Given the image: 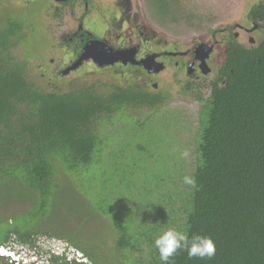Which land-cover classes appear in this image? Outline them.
<instances>
[{
	"label": "trees",
	"instance_id": "obj_1",
	"mask_svg": "<svg viewBox=\"0 0 264 264\" xmlns=\"http://www.w3.org/2000/svg\"><path fill=\"white\" fill-rule=\"evenodd\" d=\"M51 1L35 10L34 1L15 9L0 0V245L32 248L45 235L65 238L66 252L78 249L87 260L37 250L50 264H161L153 241L176 228L210 236L216 255L180 252L174 264H264V0L245 12L260 32L256 42L247 46L228 32L218 71L194 91L183 81L179 91L200 102L195 125L171 107L167 87L118 81L121 70L106 73L112 80L71 84L59 80L61 68L39 83L30 63L46 47L34 37ZM76 1L54 2L72 9ZM82 1L97 8L95 0ZM153 6L163 20L194 18L180 0ZM124 10L106 6L101 24L123 18L130 41L150 47V31L131 25ZM61 11L55 6L52 15ZM83 37L79 44L96 40ZM68 50L74 59L78 51ZM185 175L197 189L183 183ZM56 215L76 223L60 226ZM89 226L104 231L98 245L82 241ZM0 264L8 258L0 256Z\"/></svg>",
	"mask_w": 264,
	"mask_h": 264
},
{
	"label": "rangeland",
	"instance_id": "obj_2",
	"mask_svg": "<svg viewBox=\"0 0 264 264\" xmlns=\"http://www.w3.org/2000/svg\"><path fill=\"white\" fill-rule=\"evenodd\" d=\"M3 1L13 8L16 7L15 9H20L26 0ZM28 1L29 3L34 1V9L37 10L40 4L46 0ZM257 1L259 0H180V5L183 6L184 10L194 15V18L188 19L189 21L163 20L158 18V14L155 13L156 7L153 6L155 0H95L97 5L95 9L91 7V3L88 1L84 3L82 0L76 1L72 9L68 5L63 7L58 2L51 1L48 2L51 9H48L47 13L39 14L40 21L37 24L38 32H36L34 38L38 43L43 44L44 42L46 47L40 49L37 56L33 57L30 63L31 73L39 83L46 82L57 69H63L65 66L71 65L73 58H69L65 50L69 49L68 51H70L74 45L77 46V41H65L66 37L79 29L89 30L90 34L95 33L103 38L96 41H89V45L85 49L87 57H83L76 67L65 75L59 76V80L71 84L83 81L91 82L98 78V76L101 78L104 76L105 78L103 79L112 80L106 73H110L111 71L119 73L121 70L124 72L119 73L118 81L122 80L120 77L122 76L124 82L125 80H136L146 86L155 85L154 87L157 88L167 87L170 91L169 103L171 107L183 115V119L186 121L185 125L188 123L195 125L199 103L195 101L193 95L182 94L179 91L183 81L189 80L187 76L185 77L184 68H176L173 59L170 60L169 58L159 56L156 57V60L163 61V69L157 72H147L143 70L145 68L139 70L131 67V62L126 61L125 63H121L122 60L120 58L115 59L119 56V54H116V51L123 49L132 50L138 47V50H134L133 55L135 59H140L150 53L157 52L158 45L162 49L169 46H177L182 50L187 49L194 42L203 41L209 43L211 41V34H215L216 39H223L222 36H225L226 33H222V30L226 28H232V32L235 31L238 33V40L245 45H249L246 40L247 34L238 25L248 23L245 18V12L250 5ZM113 3L125 8L126 19H129L128 21L131 25L134 22H136L134 23L135 25L138 23V27L142 24L145 25L147 31H150L152 34L150 47L142 48L143 45L136 46L130 41V36L133 31H130V27L122 23L123 18H115L112 15L113 26L106 23V27H104L101 24L103 16L101 12L104 11L106 6ZM55 6L62 7V15L59 17L52 15V8ZM213 30L214 32H212ZM43 34L47 35L49 40H45L46 36ZM259 34L260 32L251 33V36L254 37V43ZM215 48L214 53L216 55L213 58L214 63H216L215 67H217L221 46L216 45ZM108 65H111V67H108ZM131 71L136 72L135 75H131ZM211 76V74L199 73V77L195 78V80L199 84L204 79L211 78ZM185 132H182V134ZM178 144V142H174L173 146H177ZM13 208H19L18 210H20L22 209V205L18 207L15 204ZM59 216L56 215V218H59ZM63 217L59 218V220L57 219L58 222L56 223L60 226L65 227V225H73L76 223L73 217L67 215ZM102 222L98 221V225L102 224ZM90 227L86 228L81 234L82 241L92 246L98 245L104 236V231L100 230L99 233H95L94 229H90ZM33 241L34 247L32 249L35 252L37 250L44 252L49 249H52L54 252H61L59 250V243L67 240L65 238L37 235ZM111 241V238H107L105 245H110ZM83 243L82 246L84 247L85 243ZM24 247L26 246L24 245ZM8 254L14 260L17 259L11 252ZM8 264H11L9 260ZM12 264L15 263L13 262Z\"/></svg>",
	"mask_w": 264,
	"mask_h": 264
},
{
	"label": "clouds",
	"instance_id": "obj_3",
	"mask_svg": "<svg viewBox=\"0 0 264 264\" xmlns=\"http://www.w3.org/2000/svg\"><path fill=\"white\" fill-rule=\"evenodd\" d=\"M183 183L192 189H197V182L194 176L185 175ZM60 244V243H59ZM62 246V244H60ZM153 245L159 253V260L161 264H174V258L180 252H186L189 259L198 258L201 260H211L216 255V244L214 240L207 235L199 233L189 234L187 231H181L176 228H168L159 234L153 241ZM3 249L0 256L7 257L9 262L14 260L8 254H14L20 262L26 264H50L48 260L34 249L24 247L19 243H14L13 246L0 245ZM66 252L65 247L60 253L54 252L52 249L47 250L51 255H60Z\"/></svg>",
	"mask_w": 264,
	"mask_h": 264
},
{
	"label": "flooded vegetation",
	"instance_id": "obj_4",
	"mask_svg": "<svg viewBox=\"0 0 264 264\" xmlns=\"http://www.w3.org/2000/svg\"><path fill=\"white\" fill-rule=\"evenodd\" d=\"M246 24H242V25H238V26L240 27V29H242L247 34L246 40L250 45L254 41V37L251 36V33H257L258 28H257V25L253 21H249V23L246 22ZM231 29L232 28L223 29L222 33L227 34L228 32L231 31ZM81 30H82V33L80 34V37H79V35H77V33L80 32ZM84 32H86L87 35L90 37H95L96 40L103 38L102 36L95 34V33L90 34V31L85 30V29H79V30L73 32L72 34H70L69 35L70 39L75 38V36L78 37L77 38L78 39L77 40V46L76 45L73 46L74 49H76L78 51V52H76L78 54L71 61L72 64H74L76 62L79 54H81L80 52L83 51L86 43L91 41V39L89 38L90 40H85V42H83V44H81V43L79 44V42H81L84 39V37H83ZM232 33L234 34L235 38L238 39V37H239L238 33L235 31ZM210 37H211V41L209 43H205L203 41H198L196 43L194 42L187 49H182V50H180V48H178L177 46H169V47H166L165 49H162V47L160 45H158L157 52H154V53L157 54V57L166 56L169 59L171 57L173 59V63L176 66V68H180V69L184 68L185 77L187 76L189 78V80H186V81H188L189 83L192 84V90L194 91L196 89V86H198L197 80H195V78L199 77V73H203L202 72L203 63H204V65L206 64L209 68V71L206 73L212 74L214 72V70L218 71V68H219L218 65H219L220 54H219L217 67H215L216 63H214L213 57L216 54L214 53V50L216 49L215 46L219 45V46H221V49H220V53H221L225 37L222 36L223 39H220V40L215 38L216 37L215 34H211ZM200 43H204V45L201 46L200 48L196 49L197 45H199ZM249 45H247V46H249ZM209 47H211V49H210L211 51L208 53L207 56H204V54L207 53V50ZM127 62H129V61H127ZM161 62L163 63V61H161ZM182 62L184 64H182ZM121 63H122V61H121ZM134 64H136V63H132L131 65L133 66ZM71 65L69 64L68 66H71ZM136 65L142 66V64H140V63L136 64ZM68 66H65L63 68V70L66 69ZM69 71L70 70H68L67 72H69ZM66 73H64V74H66ZM206 73H203V74H206ZM195 101H197L199 103V106H200V102L197 99H195Z\"/></svg>",
	"mask_w": 264,
	"mask_h": 264
},
{
	"label": "water",
	"instance_id": "obj_5",
	"mask_svg": "<svg viewBox=\"0 0 264 264\" xmlns=\"http://www.w3.org/2000/svg\"><path fill=\"white\" fill-rule=\"evenodd\" d=\"M53 1H61V0H53ZM94 41H96V40H94ZM88 45H89V42L86 43V45L84 47V51L78 56L76 62L74 64H72L71 66H68L66 69H64L62 71L63 74L66 73L68 70L75 68L76 65L81 61V59L83 57H85V58L87 57L86 53H85V49L88 47ZM203 45H204V43H200L199 45H197L196 49L200 48ZM210 49H211V47L208 48L207 53H205L204 56L208 55V53L211 51ZM134 50L136 51L135 48H133L132 50L131 49H129V50L128 49L118 50V51H116V54H119V56L116 57L115 59L120 58L122 60V63H125L126 61H129L131 63H136V64L140 63V64H142L143 68H145V70L147 72H152V71L157 72V71L163 69L164 64L161 61L156 60V57H157L156 53H150V54L146 55L145 57L140 58L138 60V59L134 58V55H133ZM208 71H209L208 66L206 64L204 65V63H203L202 72L206 73Z\"/></svg>",
	"mask_w": 264,
	"mask_h": 264
},
{
	"label": "built area",
	"instance_id": "obj_6",
	"mask_svg": "<svg viewBox=\"0 0 264 264\" xmlns=\"http://www.w3.org/2000/svg\"><path fill=\"white\" fill-rule=\"evenodd\" d=\"M61 244V243H60ZM64 248V244H62V246L60 245L59 250L62 251V249ZM3 249L0 246V253H2ZM60 253V252H57ZM66 259L69 261H77V262H85L87 261L85 256L83 255V253L81 251H79L78 249L75 248H68L67 252H66ZM12 262H14L15 264H26L24 262H20L19 260H12Z\"/></svg>",
	"mask_w": 264,
	"mask_h": 264
}]
</instances>
